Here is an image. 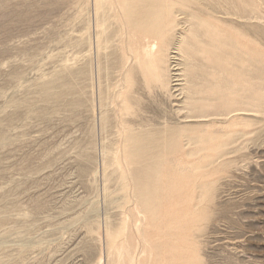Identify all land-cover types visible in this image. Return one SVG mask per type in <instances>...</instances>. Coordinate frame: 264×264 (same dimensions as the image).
I'll list each match as a JSON object with an SVG mask.
<instances>
[{"label":"rangeland","instance_id":"1","mask_svg":"<svg viewBox=\"0 0 264 264\" xmlns=\"http://www.w3.org/2000/svg\"><path fill=\"white\" fill-rule=\"evenodd\" d=\"M155 2L0 0V264H264V0Z\"/></svg>","mask_w":264,"mask_h":264},{"label":"bare ground","instance_id":"2","mask_svg":"<svg viewBox=\"0 0 264 264\" xmlns=\"http://www.w3.org/2000/svg\"><path fill=\"white\" fill-rule=\"evenodd\" d=\"M132 0H122V7L124 9V13H125V17H126V21H125V25L128 29H140L143 30L142 28H147L146 25H148V23L155 22V19H157V13L156 10L158 9L157 6L159 5L158 2H155L156 6L153 7L152 10H144V11H137V9L139 8L138 5L131 7L129 5V2ZM196 2H194L192 4V8L190 9V11L188 12L189 16H191L192 18H194L192 20V24L190 25V28L188 29V34L192 35V36H196V32H195V26L198 25L199 23L202 24L205 22V20L200 16V15H196V12L201 11L202 8L200 7L199 4H202L205 6V8L210 11L208 13H210L211 15H213L214 13L216 14V16L219 14L218 12H215V10L212 8L211 6V2L214 0H194ZM221 1V0H218ZM224 2H230L233 5H236V7L239 9L240 7H243V2L242 0H222ZM183 3V1H182ZM199 3V4H198ZM124 5V6H123ZM243 12V11H242ZM240 13H236V14H230V13H225L226 15L232 16L233 18L236 17L239 21L246 19V15L243 12ZM185 13H183L184 15ZM214 14V15H215ZM173 15V14H172ZM180 15V14H178ZM178 15H176L174 21L176 22V20L180 17H178ZM257 21H260V17L255 18ZM158 21V19L156 20ZM199 23H198V22ZM158 23V22H157ZM146 30V29H144ZM181 39V38H180ZM188 43V39L186 36H184L181 41L179 42V50H181V46H185ZM242 64L244 63V58L242 57L241 60H239L237 64ZM244 69V68H243ZM244 74V73H243ZM179 80H176V82ZM240 111H244L243 109ZM258 114H260V111H254ZM229 115V114H227ZM153 144H149L148 145L145 143L143 145H135L134 146V153H133V160L138 164V169H136V171L133 174V179L135 182V189H136V195L139 196L141 198V200L143 201L144 198L149 197V190H150V183L152 182V180L155 178L157 169H156V165L154 162V156L150 153L147 152V155L149 156V160L147 158H143V154H142V150L144 148H148V147H152ZM132 147V146H131ZM147 208H150V205L146 206Z\"/></svg>","mask_w":264,"mask_h":264}]
</instances>
